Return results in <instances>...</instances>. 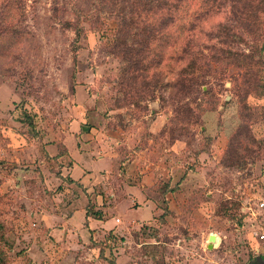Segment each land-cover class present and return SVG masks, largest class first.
<instances>
[{
  "label": "rangeland",
  "instance_id": "1",
  "mask_svg": "<svg viewBox=\"0 0 264 264\" xmlns=\"http://www.w3.org/2000/svg\"><path fill=\"white\" fill-rule=\"evenodd\" d=\"M115 1L0 0V264H183L264 230V0Z\"/></svg>",
  "mask_w": 264,
  "mask_h": 264
},
{
  "label": "crops",
  "instance_id": "2",
  "mask_svg": "<svg viewBox=\"0 0 264 264\" xmlns=\"http://www.w3.org/2000/svg\"><path fill=\"white\" fill-rule=\"evenodd\" d=\"M74 157L73 164L70 167L74 169V172H78L77 167L80 166L79 163L81 162H79L78 157ZM83 159L89 165L86 157ZM85 167H90V165ZM81 177L85 178V175H81ZM78 178L74 177V180H78ZM81 181L83 182V180ZM108 222L98 219L95 222L91 221L93 227H96L97 223H101V226L105 227ZM91 229L94 228L91 226ZM257 231L251 230L244 234L240 229L232 231L231 235L234 240L232 244H229L232 241L226 234H210L208 252L200 254V257L195 260H183V264H264V239L256 235ZM258 232L262 233L264 230ZM212 235L215 236L213 241L211 240Z\"/></svg>",
  "mask_w": 264,
  "mask_h": 264
},
{
  "label": "trees",
  "instance_id": "3",
  "mask_svg": "<svg viewBox=\"0 0 264 264\" xmlns=\"http://www.w3.org/2000/svg\"><path fill=\"white\" fill-rule=\"evenodd\" d=\"M155 3H156V7L157 9H160V10H165L166 11V14L168 16L169 19L171 20H174L175 19V16L172 15V13L178 9H180V7L182 6V3H184V0H154ZM107 2V0H105V3ZM124 4H126V0H119V1H115L114 2V8L111 9L110 11L109 10H105V19H110L114 16H120V13H123L126 9V7L128 6H131V5H125L123 6ZM127 12H132V10H127ZM126 13V12H125ZM193 17L195 16V14H192ZM135 16H133L132 18H134ZM197 19V18H196ZM194 21L195 19H191L189 20L188 23L190 24H194ZM67 25H69L70 27L71 26V23L70 20H66L65 22ZM75 30L76 32L80 34V26L78 27H75ZM25 118L26 119H32L33 115L28 113V112H25ZM25 120V119H24ZM73 160V158H72ZM73 164V163H72ZM72 164H68L69 166H72ZM75 181V180H74ZM88 215H92L94 218H97V219H103V213H102V210L101 209H93L92 212H89L88 210ZM114 233V232H112ZM263 259H264V256H263Z\"/></svg>",
  "mask_w": 264,
  "mask_h": 264
},
{
  "label": "built area",
  "instance_id": "4",
  "mask_svg": "<svg viewBox=\"0 0 264 264\" xmlns=\"http://www.w3.org/2000/svg\"><path fill=\"white\" fill-rule=\"evenodd\" d=\"M261 206H264V202H261ZM256 235H258L261 239H264V232L260 233L257 231Z\"/></svg>",
  "mask_w": 264,
  "mask_h": 264
},
{
  "label": "water",
  "instance_id": "5",
  "mask_svg": "<svg viewBox=\"0 0 264 264\" xmlns=\"http://www.w3.org/2000/svg\"><path fill=\"white\" fill-rule=\"evenodd\" d=\"M215 236L214 235H212V238H211V240L213 241V240H215V238H214Z\"/></svg>",
  "mask_w": 264,
  "mask_h": 264
}]
</instances>
